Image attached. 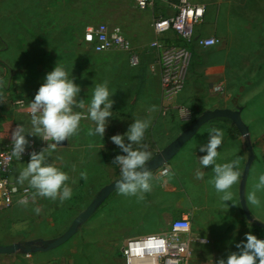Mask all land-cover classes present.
<instances>
[{
	"label": "crops",
	"instance_id": "0c3cea01",
	"mask_svg": "<svg viewBox=\"0 0 264 264\" xmlns=\"http://www.w3.org/2000/svg\"><path fill=\"white\" fill-rule=\"evenodd\" d=\"M68 1L0 0V150L6 146H13V132L18 124L22 123L29 132L33 131L29 102L43 83L46 73L58 62L63 64L69 75H72L75 82L81 86L79 99L90 101L95 85L107 81L114 100L113 117L108 118L109 124L103 140L99 136L88 134L89 128L94 125L85 115L81 121L79 134L69 137L65 147L57 146L52 151V160L56 163L57 153L64 149L68 150L70 173L82 171L97 173L101 165L110 164L107 162L108 159H105L106 162L103 160L110 152L123 154L118 146L113 145L110 137L123 134L125 128H128L135 119H147L151 122L146 132V142L168 141L170 144L176 138L174 134L177 135L181 129L179 124L185 130L186 126L201 113L215 109L241 108V117L249 129L250 145L253 152L255 151L254 154L257 155L258 151L264 153V0H242L237 7L242 6L241 10L247 11L248 19L245 22L241 21L238 24L236 20L234 13L239 8L226 9L219 5L212 23L197 26L198 38H217L220 44L211 48L194 45L193 64L185 88L174 102L168 105L171 109L168 113H164L166 105L161 92L160 49L151 48V44L156 40L152 24L155 19L172 17L175 8L158 2L154 7L142 11V27L137 30L139 34L128 33V38L121 31L139 56L140 64L131 67L125 53H95L85 44L83 38L79 46L80 51H77L76 40L71 42L70 37L66 36L67 23L62 21L63 15L69 12ZM223 22L225 25H222ZM240 33H243L241 44L244 50L237 49L236 36ZM163 41L166 47L182 44L173 32L166 34ZM257 77L260 79L253 83ZM246 81L251 83L243 89L245 93H241L239 90H242ZM19 100L24 101L23 106L17 105ZM178 107L191 112L190 120L185 121L179 116L176 112ZM212 127H220L225 133L221 148L218 149L220 154L229 141L236 143L238 147L240 145L247 148L246 140L240 136L232 123L221 120H214L202 126L187 144H191L199 137H205L207 140L208 131ZM28 139L35 141L38 151L47 147V142L37 136H29ZM241 147L238 151H242ZM23 164L17 165L14 169L13 176L16 181ZM261 174H264V161L261 165ZM202 181H208L207 175ZM20 185L29 186L27 182ZM32 190L35 206L31 210L20 206L5 207L0 200V245L51 240L60 234L59 221L66 215L60 210L48 213L44 207L47 198L36 195L35 190ZM151 195V201L155 203L153 199L156 198V192ZM258 197L261 200L260 205L264 206V190L259 191ZM144 199L145 197L139 199L136 196L124 195L112 197L105 204L110 206L104 213L103 220L95 226H100V230H89V236L92 235L90 238L95 239L87 237V241L91 243L85 244V251L83 244L77 246L75 244L66 247L68 250L65 253L52 250L25 255L21 259L14 255L0 260V264H87L82 260L84 258L81 259L82 250L86 257L91 258L98 252L102 254L108 252L111 242H120L114 239L116 229L110 211L114 204L133 203L132 207L144 208L145 215L154 222V227L143 236L161 234L169 228L173 220L185 215H189L193 221L192 215L186 213L184 202L178 201L176 197L167 198L170 201L163 203L166 207L164 211L160 209L161 202L156 201L158 208L153 209L146 199V203L144 202ZM118 200L119 202H116ZM235 201L233 197L226 205L220 197L212 200L208 198L207 201L203 200L202 207L197 208L202 227L211 233L216 250L223 257L228 245L243 240L245 233L253 230L242 225L240 216L233 213L236 211ZM247 207L253 212L252 205L247 203ZM36 208L40 209L39 214L36 213ZM123 209L127 211L126 207ZM155 214L157 215L154 216ZM253 218L264 221V217L261 216ZM106 219L111 227L106 225ZM103 226L106 228L103 229ZM204 236L210 239L206 234ZM132 238L136 236L130 235L121 241L125 242ZM257 238L264 239V230L260 229L257 232Z\"/></svg>",
	"mask_w": 264,
	"mask_h": 264
},
{
	"label": "rangeland",
	"instance_id": "374dc122",
	"mask_svg": "<svg viewBox=\"0 0 264 264\" xmlns=\"http://www.w3.org/2000/svg\"><path fill=\"white\" fill-rule=\"evenodd\" d=\"M193 4H202L205 5L208 9L207 15L204 18V20L201 22V26L208 25L210 22L212 23V20L215 17V12L217 10V7L219 5H222L226 9L229 7L236 8L239 6L242 2V0H190ZM68 10L69 12L66 15H63L62 21L67 23V32L66 36H69L71 39V42L73 40H76V49L79 50V46L81 45V40L83 38V34L87 27L89 26H97V25H106L110 29H120V31H123L124 34L128 37V33H136L137 30H140L142 27L141 19H142V11H140L136 6V0H69L68 1ZM237 11H235L234 14H236V20L238 21V24L242 21L245 22L248 18L247 11L241 10V7H237ZM62 22V23H63ZM222 25H225L223 22ZM234 25H236L234 23ZM243 32V31H242ZM243 33L237 34V49L244 50V46L242 43ZM129 38V37H128ZM74 46V45H70ZM85 51V49L83 50ZM118 54L119 52L113 51L108 52L107 54ZM101 54V53H100ZM260 79L257 77L253 80V83ZM245 81V80H244ZM251 83V81H246L244 83V86L242 87V90H239L241 93L244 92L243 89H246L247 86ZM245 93V92H244ZM181 128L179 132H177V135L174 134V137H177L184 129ZM189 125V124H188ZM187 127V126H186ZM128 128H125V132ZM124 132V133H125ZM176 135V136H175ZM175 139V138H174ZM173 139V140H174ZM207 140L205 137H199L195 139L191 144H186L184 148L176 155V157L171 160L169 163H167L165 166H163L158 171L152 173L153 180H152V190L151 193L156 192V198L153 199L152 203V195L150 192L145 193L144 197L146 199V202L148 205H152L153 209L158 208L156 201L161 202L160 209L162 211L166 210V207L163 205V203L170 201V199H167L168 197H176L178 201H183L186 208V213H190L193 217L192 221V231L196 234H200L204 236L205 234L210 237L211 239V246L208 248H204L202 251L197 250L196 251V259L202 260L204 262L215 264V261L223 255H221L220 252L216 250L215 242L213 238L211 237V233L208 231H205L202 227V221L200 220V214L198 213L197 208H200L203 206V200L206 201L208 198L212 200V198H218L220 197V194H218L211 183V179L213 176V173L209 168H206L208 171H205V175L208 177V181H202L198 180L196 178V170L200 167L197 157L200 155H203V153L199 152V148L191 149L190 146H197L201 143H205ZM144 143L148 144L149 151L151 152L150 160L163 148H165L168 145V141H156V142H146ZM114 145V143H113ZM241 146L236 145V143L229 141L226 146H224L221 150L220 157L218 158V162H227L232 159H238L239 160V168L241 172L243 173L244 166L246 164L247 158H248V152L246 146H242V151H238ZM255 152V151H254ZM120 153V152H119ZM236 153V155H235ZM117 152L113 151L109 153V156H106L103 160L108 159L107 162H110L109 165H101L100 171L97 173H87L86 178H82L80 173H70L69 171V153L67 149H64L61 151V153H57V159L56 164L58 167H60L63 171L67 172L69 175V185L73 189V196L70 200L60 202L59 200H52L47 198V204L44 206L48 213H53L54 211L60 210L62 213H64L66 216L62 217V220L59 221V236H61L65 231L68 230L69 226L71 225L72 221L82 212L84 211L87 206L91 203V201L96 197L100 189L105 186L106 184L112 182L113 180H116L119 178V166L114 165L111 162H113ZM197 156V157H196ZM257 156V157H256ZM85 158L83 157V160ZM264 153L261 151L257 152V155H255V164L253 165V170L250 173V176L248 178L247 183V191H246V197L248 192L255 190V185L258 183V179L261 172V165L264 161ZM54 161V160H53ZM106 162V161H105ZM104 162V163H105ZM82 170H84V166L81 167ZM165 174L162 175V172H165ZM84 172V171H82ZM242 176V175H241ZM241 180V178H240ZM239 183L240 181L233 186L232 192L233 197L235 198V207L236 211L233 213H236L241 218V224L244 226H249V228H253L252 234L257 236V232L260 230L255 224H252L247 221L245 218V215L243 214L240 203H239ZM168 190H170V193L168 194ZM166 191V192H165ZM259 194V191L257 192V195ZM122 196L121 194L116 191L111 195L108 200L101 206V209L94 215L92 218H90L84 225H82L76 235L65 245L55 249L60 250L65 253L66 250H68L66 247L68 246H77V244H83L84 251L86 248V245L88 239H95L90 238L89 236V230L96 229L97 231L100 230V226L95 227L100 220H103L104 213L107 212L110 205L106 206L105 204L112 198V197H118ZM143 197V198H144ZM144 199V202H145ZM116 202H119L116 201ZM145 202V203H146ZM105 205V206H104ZM35 206L34 199L33 204L30 209L31 210ZM104 206V207H103ZM133 203H125V204H114L113 207L110 208L111 215H113V221L115 222L113 225L115 226L114 235L115 240L120 241L118 243H110L108 246V252L106 253H97L93 257L88 258L86 257L85 252L82 250V260H84L87 264H123L122 258L120 256V250L123 247L124 243L121 241L122 239H125L126 237L130 235H134L136 237H140L143 235H146L147 231L151 230L154 227V222L149 219L148 215H145L144 208L143 207H132ZM213 207V205H210V207ZM124 207L127 208V211L123 209ZM104 208V209H103ZM168 208V207H167ZM21 209V208H20ZM253 212L251 214L253 217H264V206H253L252 207ZM155 214L154 216H156ZM153 216V217H154ZM258 221V220H257ZM105 222V221H104ZM261 223H264V221H259ZM106 225L111 227L110 222L106 219ZM103 229L106 228V226L102 227ZM108 228V227H107ZM167 228V223L166 227ZM247 229V228H246ZM106 231V230H104ZM56 237V238H57ZM4 240V238H2ZM55 239V238H53ZM52 240V239H51ZM89 242L88 244H90ZM235 243H231L227 246L225 249L224 257L228 254L229 251H236ZM66 248V249H64ZM64 250V251H63ZM52 251V250H51ZM221 255V257H220ZM16 258L21 259V257L25 256L23 253H18L15 255ZM14 256H0V260H3L4 258H10Z\"/></svg>",
	"mask_w": 264,
	"mask_h": 264
},
{
	"label": "clouds",
	"instance_id": "9594fccd",
	"mask_svg": "<svg viewBox=\"0 0 264 264\" xmlns=\"http://www.w3.org/2000/svg\"><path fill=\"white\" fill-rule=\"evenodd\" d=\"M80 93L81 86L69 75L63 64L57 62L46 73L43 83L29 102L33 131L29 132L21 123L13 132L11 156L18 161L22 160L30 144L29 136H37L47 142V147L29 153V161L22 163L24 166L17 177L19 184L27 182L40 197L60 202L72 198L69 175L52 160V151L69 137L79 134L85 115L94 125L89 128L88 134L99 136L101 140L109 124L108 118L113 117V93L107 81L95 85L90 101L79 99ZM150 123L147 119H135L125 133L110 137L123 153L117 154L112 162L119 166V179L115 181V188L121 195L143 199L144 194L152 190L153 176L147 166L151 152L148 144L144 143ZM224 136V130L220 127L209 129L207 141L199 145V152L203 155L196 156L200 166L196 170V178L203 180L205 169L210 167L213 173L211 183L220 194L221 201L227 205L226 202L233 200L232 188L240 181L242 172L238 159L218 162V149L221 148ZM80 175L86 178L87 173L81 172ZM261 190H264V174L259 176L255 190L248 192L247 203L260 206L257 192ZM28 202L27 198L19 201L21 205H27ZM35 211L39 214L40 209L36 208ZM235 248L236 251H229L225 257L217 259L215 264H264V239L257 238L250 231L245 233L243 240L235 243Z\"/></svg>",
	"mask_w": 264,
	"mask_h": 264
},
{
	"label": "built area",
	"instance_id": "2783aa9c",
	"mask_svg": "<svg viewBox=\"0 0 264 264\" xmlns=\"http://www.w3.org/2000/svg\"><path fill=\"white\" fill-rule=\"evenodd\" d=\"M158 2L171 5L175 14L168 18L153 21V33L156 40L151 48L160 49V84L165 112L168 107L184 90L190 68L193 64V47L211 48L220 44L217 38H198L196 28L204 20L207 8L202 4H193L190 0H136L139 10H148ZM173 32L181 41L179 46L166 47L163 37ZM83 40L95 53L123 52L128 56L131 67L140 64L139 56L133 50L131 42L119 29H110L106 25L89 26L86 28ZM17 105L23 106L19 100ZM176 112L185 120H190L191 112L178 107ZM13 146H6L0 150V200L5 207L20 206L30 209L33 204V190L29 186L20 185L13 176L17 165L29 160V153L38 152L34 140L18 161L11 156ZM162 172V175L165 174ZM27 198L28 204L21 205L19 201ZM211 240L192 231V220L185 215L171 222L169 228L161 234L136 237L127 240L121 248L123 264H210L195 257L197 250L210 247Z\"/></svg>",
	"mask_w": 264,
	"mask_h": 264
},
{
	"label": "water",
	"instance_id": "95a60500",
	"mask_svg": "<svg viewBox=\"0 0 264 264\" xmlns=\"http://www.w3.org/2000/svg\"><path fill=\"white\" fill-rule=\"evenodd\" d=\"M241 111V108H237L236 110L215 109L204 111L199 116H197L187 126V128L182 131L170 144H168L165 148L159 151L151 160H149L147 166L150 169L151 173L158 171L176 157V155L182 150V148L198 133L202 126L218 119L229 120L232 125L236 128L240 136L244 140H246L248 148V158L244 166L241 180L239 183L240 206L247 221L252 224H255L258 228L264 230V223H261L252 217L246 203V185L252 164L255 161V154L250 145L249 129L242 120ZM66 145L67 140L58 145V147H65ZM116 180H113L112 182L100 189L96 197L91 201L87 208L72 221L68 230L65 231L61 236L52 240H37L24 244L14 243L7 246L0 245V256H14L18 253H23L25 255L45 253L65 245L76 235L79 228L84 225L97 212V210L108 200V198L115 191H117V189L115 188Z\"/></svg>",
	"mask_w": 264,
	"mask_h": 264
},
{
	"label": "trees",
	"instance_id": "16d2710c",
	"mask_svg": "<svg viewBox=\"0 0 264 264\" xmlns=\"http://www.w3.org/2000/svg\"><path fill=\"white\" fill-rule=\"evenodd\" d=\"M218 120L230 122V121L227 120V119H218ZM230 123H231V122H230Z\"/></svg>",
	"mask_w": 264,
	"mask_h": 264
}]
</instances>
